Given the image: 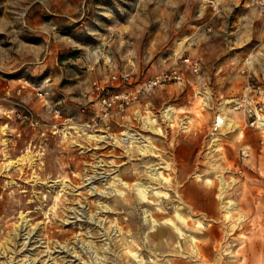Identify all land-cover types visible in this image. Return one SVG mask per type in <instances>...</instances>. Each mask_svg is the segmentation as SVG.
Instances as JSON below:
<instances>
[{
  "label": "rangeland",
  "instance_id": "rangeland-1",
  "mask_svg": "<svg viewBox=\"0 0 264 264\" xmlns=\"http://www.w3.org/2000/svg\"><path fill=\"white\" fill-rule=\"evenodd\" d=\"M185 55L198 60V73L181 65ZM176 64L183 81L144 89ZM242 69L264 89V0H0V250L23 217V232L35 233L27 250L22 237L0 264H23L25 254L36 264H119L123 235L152 264L155 247L145 249L135 228L147 236L146 213L176 222L175 211L202 222L183 229L196 236L204 264H264V132L227 120ZM115 94L127 98L106 109ZM217 116L227 121L213 131ZM246 140L252 146L240 148ZM147 142L156 148L142 154ZM27 151L32 164L6 165ZM155 162L167 178L160 183L145 169ZM219 173L243 219L224 216ZM137 180L158 191L149 202ZM59 242L67 249L54 248ZM186 244L177 239L156 255L187 263Z\"/></svg>",
  "mask_w": 264,
  "mask_h": 264
},
{
  "label": "bare ground",
  "instance_id": "bare-ground-1",
  "mask_svg": "<svg viewBox=\"0 0 264 264\" xmlns=\"http://www.w3.org/2000/svg\"><path fill=\"white\" fill-rule=\"evenodd\" d=\"M204 99H207L206 93H204ZM205 105H207V101L205 102ZM172 111V107H167L165 109V111L163 112L164 116L166 118H168L170 121H172V116H171V112ZM148 118H153V115H148L146 117H142L143 121L145 122V126L148 127L147 125V120ZM226 117H220L217 116V120L220 121V123L218 124V126L222 127L224 126V124H226V121L228 120V122L230 124H235V126H237L236 122L233 119H229L227 118V120L225 119ZM216 120V119H215ZM127 134V133H126ZM214 134H216L214 132ZM89 137H93V136H89ZM105 137V136H104ZM219 138V137H218ZM217 137L213 140L214 143L211 144L210 149L211 150H217L216 147H212L213 145H216V140L218 139ZM123 140V139H122ZM120 141V140H119ZM145 148H141L140 146L138 147L140 152L142 154L148 152L149 148L155 149L156 147L152 144H150V142H147L145 144ZM215 153V152H214ZM30 162V164L33 163V158L32 155L30 153V151H27L23 156L18 157L15 161H9L6 165H15V164H21L23 162ZM160 164V162H155L152 163L148 166H146V172L149 173L150 175H152L154 177L153 180L157 181V182H162V180H166L167 178L164 177V175L162 174V171H160V166H158ZM138 173V172H137ZM137 173H131V176H135ZM139 174V173H138ZM198 176H202V175H198ZM219 177V181H220V185L218 187V198L220 200L221 203V210L224 212V216L225 217H231L232 215V211H237V213H239V218L243 219L244 216L243 214L239 211L237 202L234 199L228 198L226 199V189L227 186L229 184V182L224 178V174L223 173H219L217 175ZM141 177V175H140ZM150 179V178H149ZM117 181H121L122 183L126 182L122 180L121 177H117L116 178ZM150 182L148 184H146L143 181H134L132 183V186L135 187L138 190V194L140 199H142V202H149V195L150 194H156L158 193V191L156 190L155 187H153L152 185H150ZM232 182L235 183V179H232ZM124 185V184H123ZM108 187V186H107ZM106 187V188H107ZM103 191V190H101ZM108 193L107 191H103V193ZM151 204H154L153 202H150ZM108 206H103L100 208H106ZM99 208V209H100ZM106 210V209H103ZM157 210H161L163 211L162 207H158ZM79 211V210H78ZM148 212V211H147ZM83 213V212H82ZM144 213H146L144 211ZM81 215V213H77L76 212V216ZM155 215H158L157 211L155 212ZM75 216V217H76ZM176 222H172L171 220H169L166 217H163V219L160 221L159 219H157L156 217H154V213L149 212L146 213L145 216V222L146 223H151V225H153V229L150 230V233H148L147 236H142V228L139 225L138 227L135 228V232L134 234L137 235L139 237V235L141 236V240H143V247H145V249H148L147 246H154L155 247V251H151L150 249H148V251L153 254V257L150 258L149 260L152 261V264H164L165 263V258L161 257V256H157L156 255V251L157 252H162L165 253L166 251H168L170 248L172 247H176L175 242L177 241V239L181 242H187V248L191 249L190 254L184 256V259H189V262L185 263V261H183L181 264H204V260L201 258V254L203 253V249H200L197 245V238L196 236L189 234L186 230L183 229V227L185 228H193L196 230H200L203 227V224L200 220L194 219V220H189V218L187 216H185L184 214L180 213L179 211H175L173 214ZM91 219H93L92 216H89ZM162 218V217H161ZM90 219V220H91ZM97 219V218H96ZM22 223L20 224V226H18L16 228V232L13 233L14 236L10 239L4 242V244L2 245V248L0 250V255L6 257L10 252L14 251V246L19 244V240L23 237V241L20 243L21 248L24 249H28L27 246L30 245L32 242L35 241V233L33 232L34 227L31 229H28L26 232H23L27 229V219H24V217L22 218ZM100 220V219H99ZM98 220V221H99ZM96 221V220H95ZM148 221V222H147ZM100 223V222H99ZM145 223V224H146ZM112 228V227H111ZM115 230L118 231L120 230V227H116L115 226ZM115 230L113 229V231L115 232ZM105 234V233H104ZM126 238L127 236L123 235L121 236L117 241H115V246L119 247L122 245V250H121V254H120V260H119V264H122L123 262H127L128 264L130 263V261L135 260L137 261L138 264H145V262L147 261L138 251L132 250L131 246H126L123 245L126 243ZM55 244V243H54ZM67 243H61L59 242L57 245H54L55 247L60 248V250H66L67 249ZM206 254L211 253L212 250L210 248L209 245H206ZM47 253L45 255L49 256L51 255V251H50V247L46 246V250ZM59 251V250H56ZM219 251V250H218ZM220 253V252H217ZM28 255L25 254V258H22V262L23 264H36L37 261V257H31L30 255L27 257ZM221 257V256H220ZM54 258V257H52ZM99 257H96V259ZM10 260V259H9ZM9 260H3L2 264H11ZM29 260V262H27ZM223 259H218L219 264H223ZM40 261V259L38 260ZM37 261V262H38ZM42 262L44 260H41ZM132 264V263H131Z\"/></svg>",
  "mask_w": 264,
  "mask_h": 264
},
{
  "label": "built area",
  "instance_id": "built-area-1",
  "mask_svg": "<svg viewBox=\"0 0 264 264\" xmlns=\"http://www.w3.org/2000/svg\"><path fill=\"white\" fill-rule=\"evenodd\" d=\"M181 65L187 67L191 72L198 73L200 65L197 59H193L188 55H185L181 58ZM241 73L245 77V85L243 87L242 92L234 99L232 102L231 108L233 111L240 112L243 118L244 127H250L253 129H257L261 132H264V100H262V95H264V89H261L254 82V75L250 69H242ZM119 77L116 75L111 76V82H115ZM123 80H127L128 77L126 75H122ZM184 80V72L182 70V66L176 64L165 69L160 70L158 73L153 75L151 78L147 79L144 82V89L149 91L151 88L156 86H162L169 82H180ZM96 89H99L100 86L97 85ZM41 95V93H38ZM122 98H127L121 94H115L111 98L104 99L106 109L113 106L116 102L118 105L122 106L123 101ZM109 112L104 111V116H107ZM224 117V116H223ZM219 120H214L212 128L213 131H217L220 126ZM261 143H264V137L260 139ZM243 155L248 156V151H243Z\"/></svg>",
  "mask_w": 264,
  "mask_h": 264
},
{
  "label": "crops",
  "instance_id": "crops-1",
  "mask_svg": "<svg viewBox=\"0 0 264 264\" xmlns=\"http://www.w3.org/2000/svg\"><path fill=\"white\" fill-rule=\"evenodd\" d=\"M262 97V100H264V95H262L261 96ZM233 111V110H232ZM234 112V115L231 117V118H229L230 120L231 119H233L234 121L236 120V121H238L239 122V124L236 122V124H237V126H235V124H233L232 126H233V128L234 129H238L239 128V126H242V127H244V125H243V118H242V115H241V113L240 112H236V111H233ZM245 144H243L240 148H242V149H245V148H247V147H251L252 146V143L248 140H246L245 142H244ZM261 148H262V150H264V146H261Z\"/></svg>",
  "mask_w": 264,
  "mask_h": 264
}]
</instances>
